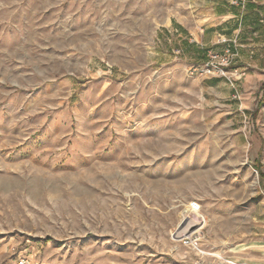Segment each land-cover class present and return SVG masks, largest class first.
<instances>
[{"label": "rangeland", "instance_id": "rangeland-1", "mask_svg": "<svg viewBox=\"0 0 264 264\" xmlns=\"http://www.w3.org/2000/svg\"><path fill=\"white\" fill-rule=\"evenodd\" d=\"M260 3L0 0V264H264Z\"/></svg>", "mask_w": 264, "mask_h": 264}, {"label": "crops", "instance_id": "crops-1", "mask_svg": "<svg viewBox=\"0 0 264 264\" xmlns=\"http://www.w3.org/2000/svg\"><path fill=\"white\" fill-rule=\"evenodd\" d=\"M261 1L262 3L260 4L264 5V0H261ZM214 2H215L214 10H216V12L208 13V17L210 21L217 19V18L221 19L222 23L228 21L227 26L229 27V31L232 32L230 36L235 37L236 35L241 34L243 31L242 26H243L244 21L249 22L251 18V15L248 12L245 13L243 9L247 7V4L249 5V3L254 4L255 0H214ZM257 6L259 7V4ZM257 6L255 5V8ZM261 22H263V20H261ZM261 27L264 30V26H261ZM184 30L188 32L190 36L193 37V40H190L191 43H196L200 45L202 48L206 49L205 47H207L209 44L208 42L205 43L209 36V30L207 27L201 28L196 31L197 38L194 36V33L193 31H191V29L184 27ZM206 32H207V35H206ZM242 47H245V46L242 45ZM240 51L242 52V55L244 57H248L247 54H249V50L241 49ZM251 53H254V52H251Z\"/></svg>", "mask_w": 264, "mask_h": 264}, {"label": "built area", "instance_id": "built-area-1", "mask_svg": "<svg viewBox=\"0 0 264 264\" xmlns=\"http://www.w3.org/2000/svg\"><path fill=\"white\" fill-rule=\"evenodd\" d=\"M224 43H228L227 46L224 49V52L222 55H219L217 53L209 52L208 57L210 58V63L206 66V71L210 74H219V75H225L227 74L226 68L230 67L234 62L237 60L238 57V47H242L240 44H238V41L236 39L233 40H224ZM235 75L238 76L239 79L245 77L247 75L246 69L238 70L236 69L233 72ZM192 208L194 212H199L200 208L199 205L192 204ZM181 240L185 245H197L198 237L197 235L191 234V235H183L180 237Z\"/></svg>", "mask_w": 264, "mask_h": 264}, {"label": "trees", "instance_id": "trees-1", "mask_svg": "<svg viewBox=\"0 0 264 264\" xmlns=\"http://www.w3.org/2000/svg\"><path fill=\"white\" fill-rule=\"evenodd\" d=\"M248 8L254 9L255 4L249 3L247 4ZM183 52L193 55L198 62H204L206 60L207 49L202 48L200 45L196 43L190 44L188 40H186L183 44ZM261 178L264 180V174L261 173Z\"/></svg>", "mask_w": 264, "mask_h": 264}, {"label": "bare ground", "instance_id": "bare-ground-1", "mask_svg": "<svg viewBox=\"0 0 264 264\" xmlns=\"http://www.w3.org/2000/svg\"><path fill=\"white\" fill-rule=\"evenodd\" d=\"M185 211H186L185 213L188 214L189 212L194 211V210H193V208L188 207V209L185 210ZM186 218H188V217L187 216H184V220L185 221H186ZM190 227H191V224L190 223L187 226H185V227L181 226L180 229H179V231H177L178 238L182 237Z\"/></svg>", "mask_w": 264, "mask_h": 264}]
</instances>
